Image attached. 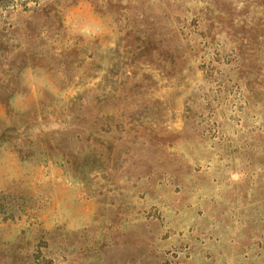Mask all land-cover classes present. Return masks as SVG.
Returning <instances> with one entry per match:
<instances>
[{"label": "rangeland", "instance_id": "374dc122", "mask_svg": "<svg viewBox=\"0 0 264 264\" xmlns=\"http://www.w3.org/2000/svg\"><path fill=\"white\" fill-rule=\"evenodd\" d=\"M0 264H264V0H0Z\"/></svg>", "mask_w": 264, "mask_h": 264}]
</instances>
